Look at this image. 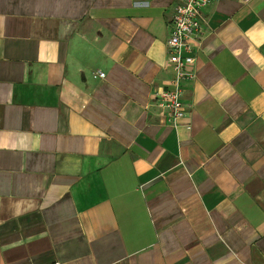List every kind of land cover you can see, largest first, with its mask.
Wrapping results in <instances>:
<instances>
[{
    "label": "crops",
    "instance_id": "1",
    "mask_svg": "<svg viewBox=\"0 0 264 264\" xmlns=\"http://www.w3.org/2000/svg\"><path fill=\"white\" fill-rule=\"evenodd\" d=\"M0 0V264H264V1ZM99 73L104 74V78Z\"/></svg>",
    "mask_w": 264,
    "mask_h": 264
},
{
    "label": "built area",
    "instance_id": "2",
    "mask_svg": "<svg viewBox=\"0 0 264 264\" xmlns=\"http://www.w3.org/2000/svg\"><path fill=\"white\" fill-rule=\"evenodd\" d=\"M220 1L223 0H184L174 10L171 34L167 41L168 62L172 66L174 77L171 88L156 95L159 107L168 113V122L174 127L187 113L182 101L183 85L196 78L195 48L202 29V11ZM241 1L250 3L254 0ZM99 74L104 78V74Z\"/></svg>",
    "mask_w": 264,
    "mask_h": 264
}]
</instances>
